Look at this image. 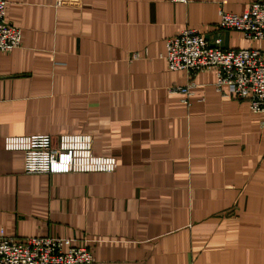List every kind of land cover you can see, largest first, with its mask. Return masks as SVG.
<instances>
[{
    "label": "crops",
    "instance_id": "crops-1",
    "mask_svg": "<svg viewBox=\"0 0 264 264\" xmlns=\"http://www.w3.org/2000/svg\"><path fill=\"white\" fill-rule=\"evenodd\" d=\"M253 0H8L21 45L0 53V233L65 237L92 264H264V113L218 90L217 69L171 71L166 41L221 31ZM90 134L116 170L26 173L5 138Z\"/></svg>",
    "mask_w": 264,
    "mask_h": 264
},
{
    "label": "built area",
    "instance_id": "built-area-1",
    "mask_svg": "<svg viewBox=\"0 0 264 264\" xmlns=\"http://www.w3.org/2000/svg\"><path fill=\"white\" fill-rule=\"evenodd\" d=\"M188 2V0H172ZM8 0H0V53L11 52L21 45L22 28L6 19ZM221 31L236 30L256 40L264 39V0H253L242 15L220 11ZM164 57L171 71L186 70L189 82L173 85L172 92L191 94L195 75L216 68L217 88L236 99L250 103L253 112L264 113V56L259 49H226L222 38L214 43L196 29L185 28L166 41ZM5 149L20 150L25 155L26 173H94L116 170L117 158L93 152L92 135L61 133L56 139L50 134H34L5 138ZM90 246L72 245L70 238L19 237L0 233V264H92Z\"/></svg>",
    "mask_w": 264,
    "mask_h": 264
}]
</instances>
